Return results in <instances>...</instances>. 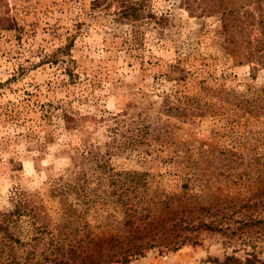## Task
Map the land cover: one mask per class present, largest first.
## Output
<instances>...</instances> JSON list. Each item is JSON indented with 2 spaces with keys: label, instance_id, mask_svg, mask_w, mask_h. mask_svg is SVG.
I'll list each match as a JSON object with an SVG mask.
<instances>
[{
  "label": "rangeland",
  "instance_id": "obj_1",
  "mask_svg": "<svg viewBox=\"0 0 264 264\" xmlns=\"http://www.w3.org/2000/svg\"><path fill=\"white\" fill-rule=\"evenodd\" d=\"M189 1L0 0V264L183 208L228 228L126 264H264L258 0Z\"/></svg>",
  "mask_w": 264,
  "mask_h": 264
},
{
  "label": "trees",
  "instance_id": "obj_2",
  "mask_svg": "<svg viewBox=\"0 0 264 264\" xmlns=\"http://www.w3.org/2000/svg\"><path fill=\"white\" fill-rule=\"evenodd\" d=\"M92 3V9L96 3ZM141 2H123L118 11L117 16L120 20L133 19L137 20L143 17L140 10ZM180 4L184 5L189 12L192 8L189 0H180ZM264 0H258L259 11L257 18V26L259 28L260 37L256 39L255 49L252 52L249 48L248 59L255 58L260 62L264 61ZM229 13H234L233 11ZM228 14H222L223 25ZM164 17H160L162 20ZM8 19L0 18V24ZM70 45H66L63 49L68 50ZM260 53L259 56L256 54ZM261 61V63H262ZM135 182L139 183V179L144 173L127 172L125 173ZM184 209L173 217V222L161 219L160 216L141 219L135 218V214H126L124 225L126 227L123 235H109L107 237H89L69 239L68 235H57L50 246L43 252L44 258L40 261L26 260L23 264H126L132 258L141 256L146 250L153 248H161L166 251H175L185 244L198 243L199 231H216L225 232L228 227H223L221 221L211 219L204 221L200 217H192L190 213L184 214ZM24 213L20 205H16L14 210L9 214H0V230H8L5 225L7 218L10 219L14 215ZM30 213V211H29ZM141 221V222H140ZM187 231V233H185ZM196 231L197 233H193ZM65 238V239H64ZM251 258L239 259L234 255H227L222 264H252Z\"/></svg>",
  "mask_w": 264,
  "mask_h": 264
}]
</instances>
